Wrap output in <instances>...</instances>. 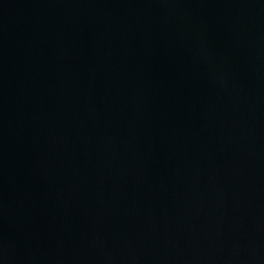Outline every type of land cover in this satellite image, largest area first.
Listing matches in <instances>:
<instances>
[{"label":"water","instance_id":"obj_1","mask_svg":"<svg viewBox=\"0 0 264 264\" xmlns=\"http://www.w3.org/2000/svg\"><path fill=\"white\" fill-rule=\"evenodd\" d=\"M0 264H264V0H0Z\"/></svg>","mask_w":264,"mask_h":264}]
</instances>
